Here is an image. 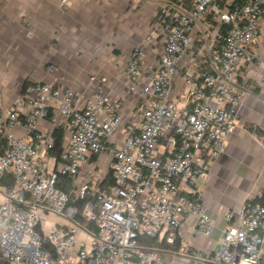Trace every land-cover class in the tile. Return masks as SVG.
Returning <instances> with one entry per match:
<instances>
[{"label": "built area", "instance_id": "obj_1", "mask_svg": "<svg viewBox=\"0 0 264 264\" xmlns=\"http://www.w3.org/2000/svg\"><path fill=\"white\" fill-rule=\"evenodd\" d=\"M156 1V20L126 68L129 91L147 104L137 131L108 149L110 182L91 165L123 125L120 102L96 95L81 106L72 92L37 82L4 107L0 87V264H165L162 254L186 264H264V206L253 202L224 213L212 254L181 240L161 248L175 245L189 218L205 237L214 229L202 189L238 122L239 69L262 35L264 0ZM159 38L161 52L146 66ZM176 78L182 106L172 96ZM50 111L54 126L68 121L60 161L50 155L53 132L38 130ZM45 213L64 223L43 233Z\"/></svg>", "mask_w": 264, "mask_h": 264}, {"label": "crops", "instance_id": "obj_2", "mask_svg": "<svg viewBox=\"0 0 264 264\" xmlns=\"http://www.w3.org/2000/svg\"><path fill=\"white\" fill-rule=\"evenodd\" d=\"M158 11L156 0H0L4 107L13 103L26 83L37 82L72 92L81 106L96 95L120 102L123 125L91 165L107 176L111 161L108 149L122 145L126 136L137 131L147 104L144 97L129 91L126 68L130 53L150 32ZM162 46V38L149 46L146 66L156 62ZM250 51L252 58L244 59L239 69L237 125L227 138L225 152L212 163L202 189V203L215 226L205 237L196 229L195 220L187 219L179 237L190 250L217 251L227 225L224 213L242 208L264 190V17L262 35ZM189 56L184 61H189ZM181 88L182 82L176 78L172 96L180 106ZM51 118L50 111L38 123V130L54 133L63 127L66 136L68 121L60 118L54 126ZM14 132L26 135L20 128ZM62 223L45 213L41 231L47 233ZM78 239L88 241L84 233ZM173 258L172 264H186L183 257Z\"/></svg>", "mask_w": 264, "mask_h": 264}, {"label": "trees", "instance_id": "obj_3", "mask_svg": "<svg viewBox=\"0 0 264 264\" xmlns=\"http://www.w3.org/2000/svg\"><path fill=\"white\" fill-rule=\"evenodd\" d=\"M28 84L26 83L22 88H21V92H25V90L27 89ZM53 141H54V146L52 148V150L50 151V155L51 157L56 158L58 161L61 160V156L63 153V146H64V142H65V129L63 127H59L57 128L54 133H53ZM94 160H96L97 158H93ZM111 172L108 175V181L110 182L111 180ZM6 185L10 186L12 185V182L9 180L8 183H6ZM60 187L66 191H69L71 189V183L69 182L68 179H63V181L60 183ZM248 202H253V203H259L261 205L264 206V190L262 191V193L255 197L254 199L248 201ZM78 206L80 207V209L82 210L85 206V202H78L77 203ZM85 224L86 227L88 229H92L93 225L90 223H86L85 221H82V225ZM180 244V238L177 239L176 243L174 246L168 247L166 245H162L161 248L164 249H177V247Z\"/></svg>", "mask_w": 264, "mask_h": 264}, {"label": "rangeland", "instance_id": "obj_4", "mask_svg": "<svg viewBox=\"0 0 264 264\" xmlns=\"http://www.w3.org/2000/svg\"><path fill=\"white\" fill-rule=\"evenodd\" d=\"M144 242L148 246H155L158 243V239L145 238ZM162 257L164 259L165 264H172L174 259L172 255L162 254Z\"/></svg>", "mask_w": 264, "mask_h": 264}]
</instances>
